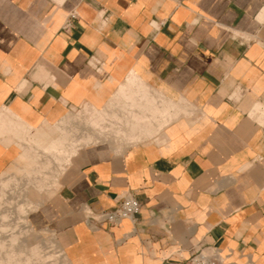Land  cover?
<instances>
[{
  "label": "crops",
  "instance_id": "crops-1",
  "mask_svg": "<svg viewBox=\"0 0 264 264\" xmlns=\"http://www.w3.org/2000/svg\"><path fill=\"white\" fill-rule=\"evenodd\" d=\"M134 76L128 97L174 114L141 111L189 115L137 124L138 105L114 101ZM85 107L103 132L80 145L74 126L76 152L26 216L54 246L38 238L44 264H188L204 247L264 264V0H0V172L33 171L34 143ZM127 193L135 221L87 224Z\"/></svg>",
  "mask_w": 264,
  "mask_h": 264
},
{
  "label": "rangeland",
  "instance_id": "rangeland-1",
  "mask_svg": "<svg viewBox=\"0 0 264 264\" xmlns=\"http://www.w3.org/2000/svg\"><path fill=\"white\" fill-rule=\"evenodd\" d=\"M130 90L131 89H128V91ZM168 102L169 101H167V103L163 104L162 106L158 104V109L162 111L168 110L171 112V114H174L171 106L169 109H166ZM158 103H161V101ZM161 107H163V109H161ZM80 109L73 110L71 114H69L68 124L70 122L73 123L72 125H69L67 131L65 130V122L57 124L61 128V131L64 132V134L60 138L51 140V144L49 146H47L48 144L45 145V143H34L33 149L36 153L38 162L34 166L33 171H29L28 173H24V175H21L22 168L27 166L29 162L26 158H19L16 163L9 166L3 172H0V178H3L0 179V198L3 199V201L0 202V228L7 225L9 226L8 230H12L9 231L8 235L6 234L0 239V248H3L4 246L3 249H0V264H44V262L48 261H45V258L51 256H43L40 254L43 245L41 241L38 240V238L41 237L42 240L46 242L47 248H53L54 246L50 244L51 240L49 235H45L43 233L36 232L30 229L26 216L29 210L35 208L43 199H45L53 192L54 188L56 187L55 183L59 173L69 162L70 157L76 152L77 143L79 141L73 135L75 132L79 133L81 130L74 126L76 124H80V126L85 127L86 129L84 133L85 135H83L82 139L79 142L80 145L88 143L89 136L91 139L93 138L92 130L103 132V130L101 129L102 126L98 125V120L100 118L97 117L96 119H94V115L90 113V110L87 107H85L83 113L79 114L78 111ZM139 109L141 111V108ZM141 112L142 113H140V115H144L143 111ZM172 120L174 119L172 117H169V122ZM118 121L116 123H119L120 125H128L126 124V121L124 119H119ZM150 121L155 122V120H152L151 118V112ZM149 131L150 130L148 129V132ZM11 176L16 177L14 178ZM3 216H8L6 220L7 222H4L2 220ZM20 220L22 221V223H20V227L16 229L15 225ZM10 222L15 223L11 224ZM13 234L14 236H21L20 242L15 246H13V244L10 243L11 241L8 240L12 239L11 237L13 236ZM35 246L36 251H34V256H32L31 248ZM21 248L25 249V252H22L23 250ZM5 249V253H3V250ZM2 254H4L3 257ZM11 255H13L14 257Z\"/></svg>",
  "mask_w": 264,
  "mask_h": 264
},
{
  "label": "built area",
  "instance_id": "built-area-1",
  "mask_svg": "<svg viewBox=\"0 0 264 264\" xmlns=\"http://www.w3.org/2000/svg\"><path fill=\"white\" fill-rule=\"evenodd\" d=\"M76 16L75 12L70 14V18ZM70 23L67 22L65 27ZM141 210V202L133 195L127 193L123 195L116 204L107 210L94 213L91 210L86 212V222L92 228L103 225L114 226L124 219L135 221ZM188 264H229L220 254L219 250L212 247H204L197 250L188 258Z\"/></svg>",
  "mask_w": 264,
  "mask_h": 264
},
{
  "label": "bare ground",
  "instance_id": "bare-ground-1",
  "mask_svg": "<svg viewBox=\"0 0 264 264\" xmlns=\"http://www.w3.org/2000/svg\"><path fill=\"white\" fill-rule=\"evenodd\" d=\"M136 81H137V78H136V76H134V77H132L129 81H127V83L125 84V85H123L122 86V88L120 89V91H119V95L115 98V103H118V102H120V100L121 99H123L124 101H126L127 103H132V105H138V107L139 108H141V110L142 109H147V108H151V107H153V106H155L156 104H157V102H155L156 100L153 98V99H151L150 97H148L149 96V94H148V91L145 89V87L143 88V89H145L144 90V93L142 94V95H138L137 97L135 96V95H137V94H135L134 96L135 97H128V89H132V87H134V85L136 84ZM139 94V93H138ZM132 95V94H131ZM155 100V101H154ZM162 101V100H161ZM167 101H171L170 99H168V98H164V100L161 102V104L160 105H163V104H165V103H167ZM177 106V105H176ZM155 107H158V105L157 106H155ZM132 108V107H131ZM153 109H154V107H153ZM152 108H151V110H153ZM156 109V108H155ZM154 109V110H155ZM178 109H179V105H178ZM189 107H188V104H185V105H181V108L179 109V114L177 113V111L175 112L176 114L174 115V117H172V115L171 114H165L164 116H162V118H161V116L159 117L158 115H157V112H154V113H152V114H156V115H154L153 117H152V120H155V122L156 123H158V126L160 127V128H164L163 126H165L168 122H169V117L171 118H178V117H180V116H188L189 115ZM145 110H143V111H145ZM173 111H174V109H172ZM148 111V110H147ZM156 111H159L158 109L156 110ZM97 112V111H96ZM102 112V111H101ZM159 112H161V111H159ZM165 112H166V110H165ZM168 112V111H167ZM191 115H192V113H190ZM159 115H161L160 113H159ZM198 114H196V115H194L195 117L194 118H196V116H197ZM199 116V115H198ZM192 117V116H191ZM201 117V116H200ZM135 119V121H136V123L137 124H140V123H144V122H146V123H148L149 121L148 120H146L145 119V117H143V116H141L140 114L136 117V118H134ZM160 119H163V120H160ZM192 119V118H191ZM178 120V119H177ZM119 122V121H118ZM94 123V122H93ZM149 124H151V123H149ZM95 126V125H94ZM97 126V125H96ZM149 126V125H148ZM99 127V126H98ZM97 127V128H98ZM166 127V126H165ZM102 129V128H101ZM121 130V129H120ZM160 132V131H159ZM85 135V134H84ZM85 138V137H84ZM92 139L90 138V136H89V139H88V141L90 142ZM59 152V151H58ZM21 180H22V178H21ZM16 181V180H15ZM14 181V182H15ZM43 191V190H42ZM3 195V194H2ZM4 196V195H3ZM1 201H3V199L2 198H0V202ZM11 204V203H10ZM22 210V209H21ZM20 212V211H19ZM7 217L8 216H3L2 217V220L4 221V222H7L6 220H7ZM3 222V223H4ZM20 223H22V221L20 220L19 222H17V224L15 225V228L16 229H18L19 227H20ZM23 226V225H22ZM8 228H9V226H7V225H5L4 227H2V228H0V239L4 236V235H8V233H9V231H12V230H8ZM14 231V230H13ZM11 236V235H10ZM29 237V236H28ZM12 239H8V240H10L11 242L10 243H12L13 244V246H15L16 244H18L19 242H20V239H21V236L19 235V236H14V234H13V236L11 237ZM12 246V247H13ZM11 247V248H12ZM3 248H4V246H3ZM3 248H0V249H3ZM10 248V249H11ZM37 248H39V247H37ZM12 250V249H11ZM4 251V250H3ZM31 251H32V256H34L33 254H34V251H36V246L35 247H32L31 248ZM12 254V253H11ZM11 256H13V255H11ZM14 257V256H13ZM43 257V256H42ZM49 259H53L52 258V255L51 256H49V257H46L45 258V261L46 260H49ZM29 261V260H28ZM27 261V262H28ZM49 262V261H48ZM27 264V263H26ZM29 264V263H28Z\"/></svg>",
  "mask_w": 264,
  "mask_h": 264
}]
</instances>
